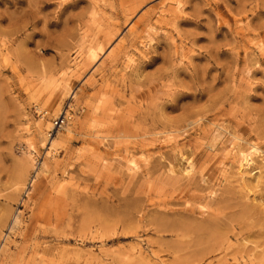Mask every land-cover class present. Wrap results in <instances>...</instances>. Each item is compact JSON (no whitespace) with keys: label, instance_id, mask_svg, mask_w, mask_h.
I'll use <instances>...</instances> for the list:
<instances>
[{"label":"rangeland","instance_id":"rangeland-1","mask_svg":"<svg viewBox=\"0 0 264 264\" xmlns=\"http://www.w3.org/2000/svg\"><path fill=\"white\" fill-rule=\"evenodd\" d=\"M0 264H264V0H0Z\"/></svg>","mask_w":264,"mask_h":264},{"label":"bare ground","instance_id":"bare-ground-1","mask_svg":"<svg viewBox=\"0 0 264 264\" xmlns=\"http://www.w3.org/2000/svg\"><path fill=\"white\" fill-rule=\"evenodd\" d=\"M173 2V1H172ZM175 2V1H174ZM179 5V4H178ZM93 57H95V56H93V54H92V59H93ZM58 125V124H57ZM51 128V127H50ZM50 130H52V128L50 129ZM53 144V143H52ZM243 154V153H242ZM240 155L241 157H242V160L240 161V163H239V166H238V169H239V171L240 170H243L244 168H245V166H247V165H249V156L247 155V156H244V155ZM27 174V173H26ZM22 176V175H21ZM22 179H23V177H22ZM21 179V180H22ZM23 181H25V178L23 179ZM23 181H20V183H22ZM17 222H18V218H15V224H17Z\"/></svg>","mask_w":264,"mask_h":264},{"label":"built area","instance_id":"built-area-1","mask_svg":"<svg viewBox=\"0 0 264 264\" xmlns=\"http://www.w3.org/2000/svg\"><path fill=\"white\" fill-rule=\"evenodd\" d=\"M61 125H62V123H61ZM61 125H60V126H61Z\"/></svg>","mask_w":264,"mask_h":264}]
</instances>
